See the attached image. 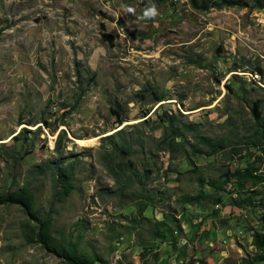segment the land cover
<instances>
[{
    "label": "rangeland",
    "instance_id": "374dc122",
    "mask_svg": "<svg viewBox=\"0 0 264 264\" xmlns=\"http://www.w3.org/2000/svg\"><path fill=\"white\" fill-rule=\"evenodd\" d=\"M232 1L0 0V195L34 194L0 204V264H68L40 221L95 264H264V0Z\"/></svg>",
    "mask_w": 264,
    "mask_h": 264
},
{
    "label": "trees",
    "instance_id": "16d2710c",
    "mask_svg": "<svg viewBox=\"0 0 264 264\" xmlns=\"http://www.w3.org/2000/svg\"><path fill=\"white\" fill-rule=\"evenodd\" d=\"M238 2H233L232 0H222L219 4L216 2L213 4L214 7H221V6H234L237 5ZM102 38L104 41L113 43V36L104 31L102 34ZM254 75L257 73L259 76H264V73L258 69L255 70ZM259 107L256 106L254 109V113L256 116L257 121H260L261 114L259 113ZM122 123V121L120 122ZM263 127L261 126L259 129V137H257L258 141L255 140V144L259 142V138L262 135ZM26 132V131H24ZM64 139V131H61L58 135V139L56 142L55 151L58 155H62L61 152V144L62 140ZM175 141V140H174ZM177 144V143H176ZM213 147H216L217 144H212ZM258 145V144H257ZM262 154L264 155V148L261 149ZM54 164V169L57 174V181L60 185V192L58 193L61 198L68 197L73 189L74 186L72 184V178L74 175V168L72 166L65 165L64 160L61 158L60 160H56ZM234 176L238 179L240 186L243 188L245 185L246 180L253 177L252 170L250 168H246L244 170H237ZM214 188L222 190V186H217L216 183L212 182ZM197 197H188L186 202L192 203L197 201ZM34 202V194L27 188H22L15 193H8L4 195H0V204H7V205H19L24 209L31 210L33 208ZM264 225V218L262 220ZM164 222H161V225H164ZM79 223L76 224L78 226ZM170 225L167 224L165 228L157 234L156 238L159 240H164L166 238L172 239L174 236V230L170 229ZM37 239L42 243L47 250L55 253L56 255L62 257L68 264H95L99 262L97 259H90L89 256L83 252L78 251V245L80 243L79 240L74 241L73 237H71L68 241H65L62 244H58L53 238L51 233V223L49 221H40L39 231L37 233ZM253 246L256 247L258 250H264V233H255L253 235ZM264 260V259H263ZM258 260V261H263Z\"/></svg>",
    "mask_w": 264,
    "mask_h": 264
},
{
    "label": "clouds",
    "instance_id": "9594fccd",
    "mask_svg": "<svg viewBox=\"0 0 264 264\" xmlns=\"http://www.w3.org/2000/svg\"><path fill=\"white\" fill-rule=\"evenodd\" d=\"M129 12H134V9L128 8ZM158 15V10L155 5H151L150 7H146L143 16L145 18H155Z\"/></svg>",
    "mask_w": 264,
    "mask_h": 264
},
{
    "label": "built area",
    "instance_id": "2783aa9c",
    "mask_svg": "<svg viewBox=\"0 0 264 264\" xmlns=\"http://www.w3.org/2000/svg\"><path fill=\"white\" fill-rule=\"evenodd\" d=\"M254 77L258 78V76H254Z\"/></svg>",
    "mask_w": 264,
    "mask_h": 264
}]
</instances>
